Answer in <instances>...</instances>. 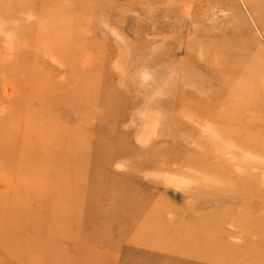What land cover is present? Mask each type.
<instances>
[{"label":"rangeland","instance_id":"1","mask_svg":"<svg viewBox=\"0 0 264 264\" xmlns=\"http://www.w3.org/2000/svg\"><path fill=\"white\" fill-rule=\"evenodd\" d=\"M259 145L264 0H0V264H227L141 221Z\"/></svg>","mask_w":264,"mask_h":264},{"label":"bare ground","instance_id":"2","mask_svg":"<svg viewBox=\"0 0 264 264\" xmlns=\"http://www.w3.org/2000/svg\"><path fill=\"white\" fill-rule=\"evenodd\" d=\"M256 151L264 154V145H259ZM175 158H182L181 160L186 165H197L201 170H214L216 167L213 163L207 162L206 158L201 161L188 155ZM237 163L241 171L234 170L232 163L227 164L224 167L225 170L222 171L221 168H215L214 175L219 174L218 177L224 180L222 181L223 185L214 186L213 191L207 190L190 195L194 198L192 203L184 201L183 204H179V207L176 203H166L159 207L160 202H163L161 199L149 201L156 202L159 209L156 212L157 216L153 220L146 221L144 219L141 223L146 224L151 221L152 225L157 226L161 233L151 228L145 233V237L164 243L169 240L185 241L184 246L175 247V249L189 251L197 260L203 262L264 264V167L258 163ZM252 169L259 171H252ZM207 201H211L213 207L206 209L205 205H201ZM220 201L228 202L227 206L218 205L217 203ZM168 213L173 215L170 221L167 217ZM227 225H232L235 230L229 231L226 229ZM223 235L238 238L242 235L244 244L236 245L228 239L221 240ZM217 236L219 239L216 238ZM254 236H257L258 239L251 240ZM44 240L36 241L35 248L41 249L44 246L43 248L46 250V248L54 247L53 243L46 247L48 241ZM223 250L226 252L222 254ZM85 251L89 252V249H85ZM238 254L241 255L240 258L235 257ZM81 255L82 253L79 251L77 258H70L67 264L75 262L77 264ZM56 260L57 258L53 257L45 260L42 264L47 262L59 264L53 263ZM94 260L96 261V258ZM22 263H24L22 257H16L13 260V264ZM99 264L107 263L100 262Z\"/></svg>","mask_w":264,"mask_h":264}]
</instances>
